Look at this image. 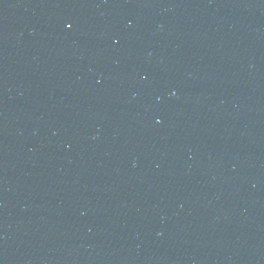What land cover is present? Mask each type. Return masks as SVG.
I'll return each instance as SVG.
<instances>
[{
  "label": "water",
  "instance_id": "water-1",
  "mask_svg": "<svg viewBox=\"0 0 264 264\" xmlns=\"http://www.w3.org/2000/svg\"><path fill=\"white\" fill-rule=\"evenodd\" d=\"M0 264H264V0H0Z\"/></svg>",
  "mask_w": 264,
  "mask_h": 264
}]
</instances>
